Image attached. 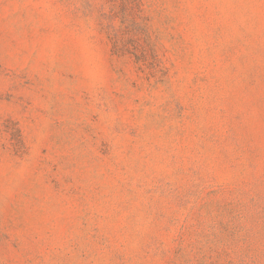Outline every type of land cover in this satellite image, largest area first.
I'll return each instance as SVG.
<instances>
[{
  "label": "rangeland",
  "instance_id": "rangeland-1",
  "mask_svg": "<svg viewBox=\"0 0 264 264\" xmlns=\"http://www.w3.org/2000/svg\"><path fill=\"white\" fill-rule=\"evenodd\" d=\"M0 264H264V0H0Z\"/></svg>",
  "mask_w": 264,
  "mask_h": 264
}]
</instances>
